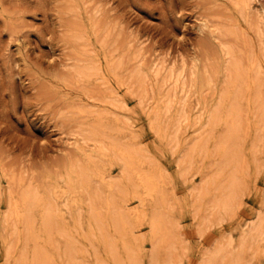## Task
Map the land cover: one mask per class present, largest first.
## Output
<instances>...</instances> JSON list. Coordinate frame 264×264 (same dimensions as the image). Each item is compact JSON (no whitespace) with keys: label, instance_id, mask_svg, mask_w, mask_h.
Wrapping results in <instances>:
<instances>
[{"label":"bare ground","instance_id":"obj_1","mask_svg":"<svg viewBox=\"0 0 264 264\" xmlns=\"http://www.w3.org/2000/svg\"><path fill=\"white\" fill-rule=\"evenodd\" d=\"M226 1L224 12L203 26L207 36L200 45L208 50L203 64L193 60L188 72L183 61L168 68L164 63L148 66L141 44L113 39L108 24L95 22L93 33L101 50L88 30L71 34L81 45L64 78L83 87H105L109 96L115 94V84L126 88L139 107L150 110L158 137L174 152L182 147L179 131L189 121L188 108L199 110L194 125L201 135L185 141L178 166L186 175L198 157L216 158L211 173L192 193L201 235L235 219L241 209L251 168L241 147L245 126L254 130L252 154L264 139V14L254 11L257 0ZM115 98L105 102L128 108ZM173 110L178 114L174 118L169 117ZM68 113L81 119L74 155L39 182L22 177L9 182L7 209L0 213L12 234L3 237L7 263L86 264L89 250L96 255L104 250L114 264H142V238L135 229L147 224L154 240L151 264H174L183 248L182 231L169 211L166 174L115 112L72 106ZM219 127L223 131L217 133ZM114 165L120 168L117 178L108 172ZM256 168L260 170L257 162ZM130 198L139 208H129ZM238 232V241L231 235L216 240L199 264H244L248 252L260 248L264 193L255 218ZM97 264L105 263L98 259Z\"/></svg>","mask_w":264,"mask_h":264},{"label":"rangeland","instance_id":"obj_2","mask_svg":"<svg viewBox=\"0 0 264 264\" xmlns=\"http://www.w3.org/2000/svg\"><path fill=\"white\" fill-rule=\"evenodd\" d=\"M227 5L226 0H0V213L7 209L9 182L21 177L39 182L61 166L67 156L74 155L81 119L68 112L72 106L85 107L115 112L166 174L164 188L169 196V211L182 231L183 248H179L174 264H199L204 251L225 236L231 235L238 241L239 227L255 218L264 193V139L258 153L252 154L255 134L245 126L241 147L251 168L247 175L249 189L241 209L235 219L213 225L201 235L193 216L192 193L211 173L216 158L198 157L186 175L178 166L181 150L188 146L185 141H194L201 135L200 127L194 125L199 110L188 108L189 121L183 122L179 131L182 147L174 152L173 146L158 137L150 110L139 107L126 88L115 84V94L109 96L105 87H83L64 80L81 45L71 40V34L82 28L88 30L94 46L101 50L93 33L95 22L108 24L113 39L141 44L148 66L164 63L168 68L173 63L180 66L183 61L188 72L193 60L199 65L205 60L208 50L200 45L207 36L205 22L221 15ZM254 11L264 14V0L255 2ZM115 96L128 108H113L105 102ZM190 100L195 103L196 97ZM176 115L177 110H173L169 117ZM222 131L219 127L216 132ZM209 147L212 151V142ZM108 172L117 178L120 168L109 166ZM128 205L131 209L139 208L132 198ZM5 228L0 215V264H8L3 237L12 236L11 229ZM135 230L142 238V264H151L154 240L150 228L144 224ZM18 252L13 253L14 258ZM98 259L114 264L104 250L98 251V255L93 250L86 254V264H97ZM244 264H264V242L248 252Z\"/></svg>","mask_w":264,"mask_h":264}]
</instances>
